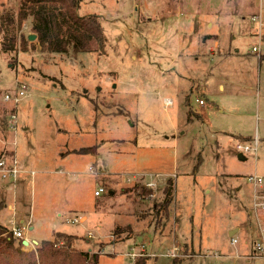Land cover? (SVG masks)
<instances>
[{"label": "rangeland", "instance_id": "374dc122", "mask_svg": "<svg viewBox=\"0 0 264 264\" xmlns=\"http://www.w3.org/2000/svg\"><path fill=\"white\" fill-rule=\"evenodd\" d=\"M20 7L0 0V156L21 165L15 185L0 175V222L26 226L24 250L64 231L98 264H264V210L247 180L264 176V0H82L79 14L100 16L104 52L42 50ZM18 83L27 96L11 128L3 96ZM256 139V151L237 149ZM150 173L170 177L149 194ZM169 180L166 212L156 206Z\"/></svg>", "mask_w": 264, "mask_h": 264}, {"label": "trees", "instance_id": "16d2710c", "mask_svg": "<svg viewBox=\"0 0 264 264\" xmlns=\"http://www.w3.org/2000/svg\"><path fill=\"white\" fill-rule=\"evenodd\" d=\"M82 0H21L18 23L33 17L32 29L37 34L38 42L44 51L67 53L69 48L75 52H92L105 50V36L97 14H79ZM3 21L13 23L15 17L7 13ZM16 36L6 35L2 44L4 51L16 49ZM264 59V54L259 55ZM200 117V116H199ZM75 153H95L94 146L73 150ZM174 184L168 181L164 188L165 198L156 208L167 212L173 198ZM143 191L152 193L149 188ZM79 239L77 234L57 231L55 238L42 240L35 249L25 251L22 240L16 244L12 230L0 224V264H98L99 254L76 251L73 241ZM60 242L63 245L60 246ZM135 264H143L137 261Z\"/></svg>", "mask_w": 264, "mask_h": 264}, {"label": "built area", "instance_id": "2783aa9c", "mask_svg": "<svg viewBox=\"0 0 264 264\" xmlns=\"http://www.w3.org/2000/svg\"><path fill=\"white\" fill-rule=\"evenodd\" d=\"M252 20L254 21H259L260 23V27H262L263 25V21H262V16L261 14L259 15H252ZM253 51L255 52H260V46H253ZM27 85L24 83H18L17 84V88L13 91V92H7L4 94L3 99L5 102H11L14 104V107H12L9 111V122L11 123V128H15V124L17 121V115L15 113V107L16 105L21 101L22 98H24L25 96H27ZM197 102H199V104L203 105L205 102L203 99H198L197 98ZM165 105H171V101L169 99L165 100ZM255 147H252L250 145H245L242 143H239L237 145V149L240 150L241 152L245 153V152H250L251 150L256 151L257 150V143L258 140L256 139L255 141ZM90 170L92 172L95 171L94 167H91ZM21 172V165L18 162L17 158L15 157V155L13 156H6V155H2L0 156V175H1V184L3 186H8L9 184H16L19 173ZM32 175H35V171H31ZM165 174H161V173H156V174H149V176L151 177V179H147V181L144 183L145 186L149 189H155L158 187V185L160 183H162L163 181H166L165 177H170V176H164ZM143 176H147V174H143ZM173 176H175V174H173ZM247 180L249 183L252 184V186L254 187V202H253V208L255 210V212H258L259 209L264 210V194H260L258 193L259 190H263L264 189V176L263 175H259V174H253V175H249L247 177ZM106 192V189L103 186H99L97 189H95L94 194L95 196H100L102 194H104ZM82 220V219H81ZM79 221V219L77 217H74L72 219V222L75 223ZM12 222V227L10 228V230H12L13 235L16 238H22L23 237V233H22V229L25 228L26 226H23L22 228H20L19 226L15 225L14 221ZM259 231L261 234V238L259 241H257L255 243V252L257 256H264L261 253H264V228L262 227V225L259 223ZM232 242L236 243L237 242V238L232 237ZM257 253H259L260 255H258ZM129 255H131L132 257L137 256L138 254H140L139 252L133 250L132 253H128ZM175 254H172V256Z\"/></svg>", "mask_w": 264, "mask_h": 264}, {"label": "crops", "instance_id": "0c3cea01", "mask_svg": "<svg viewBox=\"0 0 264 264\" xmlns=\"http://www.w3.org/2000/svg\"><path fill=\"white\" fill-rule=\"evenodd\" d=\"M259 6H260V5H259ZM260 7H261V6H260ZM261 8H262V7H261ZM208 25H209V26H212V23L209 22ZM206 36H207V37H212V38H214V37H217V38H218V35H217V34H214V33H213V34H206ZM235 51L237 52V51H238V48H236ZM220 87L223 88V85L221 84ZM198 99H199V98H198ZM1 186H3V185L1 184ZM3 187H6V186H3ZM2 205H3V201H0V207H1ZM82 218H83V220H84V216H82ZM82 218H81V219H82ZM83 220H81V221H83ZM0 224H4V223H1V222H0ZM29 224H30V222H29ZM5 225H6V224H4V226H5ZM6 226H7V225H6ZM8 227H9V226H8ZM11 227H12V226H11ZM11 227H9V228H11ZM29 227H30V229L32 228L31 225H29ZM56 232H57V231H56ZM63 232H64V231H63ZM25 239L29 240L28 238H25ZM34 242H35V241H34Z\"/></svg>", "mask_w": 264, "mask_h": 264}, {"label": "water", "instance_id": "95a60500", "mask_svg": "<svg viewBox=\"0 0 264 264\" xmlns=\"http://www.w3.org/2000/svg\"><path fill=\"white\" fill-rule=\"evenodd\" d=\"M28 39H30V40H35V39H37V34H35V33L30 34V35L28 36ZM239 157H240L241 159L244 158V156H243L242 153L239 154ZM35 243L37 244L38 242L35 241ZM22 244H23L24 246H30V241L27 240V239H24V240H22Z\"/></svg>", "mask_w": 264, "mask_h": 264}]
</instances>
